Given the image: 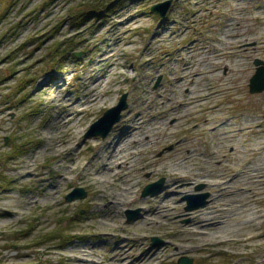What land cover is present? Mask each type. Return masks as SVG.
Listing matches in <instances>:
<instances>
[{
    "label": "rangeland",
    "instance_id": "obj_1",
    "mask_svg": "<svg viewBox=\"0 0 264 264\" xmlns=\"http://www.w3.org/2000/svg\"><path fill=\"white\" fill-rule=\"evenodd\" d=\"M166 1L171 4L165 17L151 11ZM197 1L0 0V264H114L109 255L118 246L132 259L162 249L152 264H179L181 257L193 264H264V250L255 243L238 246L233 238L220 245L180 247L173 237L178 230L189 232L191 214L203 208L186 211L185 196L207 193L208 202L227 204L233 181H242V175L230 176L242 169L244 160L254 157L264 166V101L255 100L264 98V90H250L255 61L264 66V9H253L264 0ZM133 16L135 22L125 31ZM229 22L239 24L241 39L225 46L226 54L239 52V64L227 57L230 75L220 70L217 78L198 81L191 70L181 73L185 62L202 70L200 55L217 47ZM184 47L190 52L186 57ZM68 48L72 54H64ZM96 80L107 81L100 93L90 86ZM197 90L214 95L173 127L170 114L183 112L177 102ZM87 93L101 102L83 107ZM124 94L128 106L111 132L105 138L87 136ZM70 114L56 132L58 118ZM133 117L157 127L149 131L151 142L134 153L127 173L130 183L136 181L131 199L114 207L109 202L122 189V172L116 170L106 183L94 173ZM212 117L225 118L228 131L249 119L250 130L227 136L204 125L195 131L196 124ZM79 128L84 130L77 135ZM179 141L192 150L185 165L188 189L171 196L166 187L181 176L168 171L177 162ZM248 150L259 151L252 155ZM148 162L154 171L143 170ZM161 179L158 193L142 195L148 184ZM75 188H83L86 197L67 201ZM169 196L171 201L160 205ZM159 205L166 210L164 217L152 215ZM136 209L139 214L129 220L126 212ZM145 212L149 220L142 222L139 216ZM105 219L111 221L108 226L102 224ZM254 226L264 230V218ZM153 238L161 243L154 246ZM75 247H89V253L79 255Z\"/></svg>",
    "mask_w": 264,
    "mask_h": 264
},
{
    "label": "bare ground",
    "instance_id": "obj_2",
    "mask_svg": "<svg viewBox=\"0 0 264 264\" xmlns=\"http://www.w3.org/2000/svg\"><path fill=\"white\" fill-rule=\"evenodd\" d=\"M193 2L198 4L197 0H193ZM253 9L256 11V13H260L264 9V2L260 5L253 6ZM196 14L197 11L195 12V15ZM135 20L136 16H133L127 21L124 27L125 31L130 30L131 25L135 22ZM238 26V23H236L234 26L233 24H231V22L224 25L226 31L222 37H219L220 40L218 41L219 43L217 47L206 48L205 50H203L204 53H202L199 57V61L202 62L201 71L197 68L191 69L189 67L190 64L188 62H185L182 64V70H180V72L184 73L191 70V72L193 73V78L198 81L205 77L217 78L220 74V70L223 71L221 75L228 77L232 72V67L227 57H235L237 60V63H235L239 64V59L237 56L239 52L238 50L233 49L226 54L225 46H229L231 43L230 41H233L234 43H236V45H238L239 41L241 40L239 31L237 30ZM175 32L172 34L176 35L179 31H177L176 33ZM159 36L162 35L159 33L157 37ZM130 42H132V40H130ZM182 51L184 52L185 57L190 54L188 47H184ZM184 58L181 57L180 59ZM182 81L183 78H180L178 82L181 83ZM106 84V80H96L90 86L98 87V91L100 93V91L104 90ZM211 95L214 94H207L202 90L190 92L185 101L180 100L179 102H177L178 106L182 108L183 112L178 115L170 114V124L173 127H176L178 124L182 123L184 121V115L186 113L192 111L202 104H205L206 100L210 98ZM85 100L87 102L83 105V107L101 102L99 96H96L94 94L90 95L89 93L85 95ZM116 100L117 96L110 101V104H114ZM255 100L257 104H260L264 101V98L260 96L258 98H255ZM170 102V99H168L165 103ZM215 118L216 117H212L210 119L205 118L202 124H196V126H194L195 131L200 130L204 125L205 127H210V130L214 133L216 131H225V134L227 136H229L233 132L238 133L239 135L245 133L247 130H250L249 124L246 123L250 121L249 119H245L243 122L239 123L234 131H228L226 130L228 127H225L226 125H228V121H226L225 118H218L214 120ZM70 119L71 114L58 118L62 125H57L53 129L56 132H60L62 127L66 125L70 121ZM132 122L133 124H131L117 139L116 145L111 149L107 157L105 159H99V162L101 161L102 164H100V166L96 168V173H94L98 176V178L101 179L102 183H106L108 177L116 175V170L122 172V175L118 177V182H121L122 189L117 193L116 197L112 198L114 199V201L111 200L109 202V205H112L114 207L117 205H122L123 203L131 199L132 190L135 186L136 181H132L130 183V178L127 173L131 170L132 165L135 161L136 156L134 155V153L138 149L143 148L151 142L149 131L154 130L157 127L154 124L146 125L145 122H143V120L139 117H133ZM256 123L254 124V127L257 128L260 125ZM83 130L80 128L77 129V135H79ZM59 142L65 143L66 141L59 140ZM181 142L182 141H179L177 143V162L170 168L168 167L169 173H179L181 175L180 178L171 180L166 187L167 192H169L171 196L174 191L188 189V183L185 174L187 166L185 165L186 161L191 157L192 150L190 151L188 148L184 147ZM127 143L130 144L129 148L126 147ZM227 145L229 147H234L232 143H228ZM261 146L262 145L260 144L258 148L259 150H262ZM259 150H248V152L254 155ZM81 151H83V149H80V152ZM248 157L244 160L243 167H241L242 169L238 170V173H236L235 175L230 176V178H236V176L242 175V181L244 180L246 182L240 181V178L235 181H230H233L234 184L233 187H230L229 191L227 192L229 195L227 198V204H219V202H215L212 204L210 203V201L207 202L205 207L203 206L202 209L191 214V223L187 227V231L189 232H184L185 230H178L173 233V237L180 242V245L178 244L180 247H186L189 245L200 247L202 246V243L220 245L225 241L234 238L233 241H236L238 246L246 247L255 243L264 250V230H258L254 226L257 224L259 218H264V166L256 162L257 158L250 156ZM85 167L89 169L91 168L88 167V165H86ZM85 167L83 166L81 168L84 169ZM71 169H73V167H71ZM143 170L154 171V164L150 162L146 163L143 167ZM40 178H42V176ZM171 196L163 198L160 205L170 202L173 198ZM194 200L198 201L200 200V197H195ZM160 205L159 207L157 206L153 209L152 215H155L157 217L165 216L164 212L166 210ZM147 213L145 212L144 214H141V216H139L141 217L140 219L142 220V222H146L149 220ZM108 222L111 221H107V219H105L102 224L104 226H108ZM120 247L121 246L115 247L112 250L113 254L109 255V263L152 264L153 261L158 259L163 252L162 249H158L150 253L138 255L132 259L131 257L133 255L129 256L127 253L119 252ZM88 248L89 247H75L74 249L79 255H81L89 253ZM124 248H126V246ZM133 248L134 246H132V249Z\"/></svg>",
    "mask_w": 264,
    "mask_h": 264
},
{
    "label": "water",
    "instance_id": "obj_3",
    "mask_svg": "<svg viewBox=\"0 0 264 264\" xmlns=\"http://www.w3.org/2000/svg\"><path fill=\"white\" fill-rule=\"evenodd\" d=\"M170 4L171 1L158 3L151 7V11L157 13L161 17H165L170 7ZM75 55L78 56L79 54L76 53ZM255 65L257 66V70L255 75L251 78L250 90L251 92H260L264 90V66H263V62L260 60H256ZM159 81L160 79L157 81L156 87L158 86ZM127 106H128L127 94H124L122 95L119 103L115 107L107 110L101 118H99L96 122L92 124L91 128L87 132V136L100 135L101 137L105 138L111 132L113 126L121 119V113L123 110L127 108ZM163 183L164 181L161 179L157 182L148 184L144 188L142 195L145 197L148 195L158 193L161 190ZM199 188L201 187H198V189ZM208 196L209 195L207 193L198 194V195L191 194L185 196L184 200H186L187 202L186 211H192L205 206L208 202L207 201ZM85 197H86V191L83 188H75L71 193L66 195V200L73 201L75 199H84ZM195 197H200V200L195 201L194 200ZM139 212L140 209H136L133 211L128 210L126 212L127 218L130 220L135 216H137ZM152 242L154 246L161 243V241L158 238H153ZM179 264H193V261L190 258L181 257L179 259Z\"/></svg>",
    "mask_w": 264,
    "mask_h": 264
},
{
    "label": "trees",
    "instance_id": "obj_4",
    "mask_svg": "<svg viewBox=\"0 0 264 264\" xmlns=\"http://www.w3.org/2000/svg\"><path fill=\"white\" fill-rule=\"evenodd\" d=\"M111 5H109L108 7H110ZM72 16V18L73 17H75V15L73 14V15H71ZM81 16V15H80ZM59 45L57 46V47H55L56 49H55V53L57 52L58 53V49H59ZM71 51H73V49L72 48H68L66 51H64V54H70V52ZM71 54H72V52H71ZM63 239H62V241H64V242H66L67 240H68V237L67 236H65L64 234H63ZM35 264H42L41 262H37V263H35Z\"/></svg>",
    "mask_w": 264,
    "mask_h": 264
}]
</instances>
